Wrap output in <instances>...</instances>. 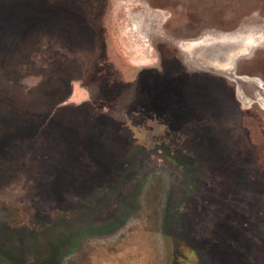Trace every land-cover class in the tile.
<instances>
[{
  "label": "rangeland",
  "instance_id": "obj_1",
  "mask_svg": "<svg viewBox=\"0 0 264 264\" xmlns=\"http://www.w3.org/2000/svg\"><path fill=\"white\" fill-rule=\"evenodd\" d=\"M233 32L239 80L183 55ZM259 34L264 0H0V264H264Z\"/></svg>",
  "mask_w": 264,
  "mask_h": 264
},
{
  "label": "water",
  "instance_id": "obj_2",
  "mask_svg": "<svg viewBox=\"0 0 264 264\" xmlns=\"http://www.w3.org/2000/svg\"><path fill=\"white\" fill-rule=\"evenodd\" d=\"M234 33L236 34L235 37L222 38ZM240 34H244V33H240V32H233L227 34L212 33L204 37L201 36L198 39L192 40L191 42L194 43L193 45L187 47V50L188 49L193 50L192 53L195 56V60L200 61V64L202 66L203 64H207L209 65L208 66L209 68L211 67L210 69L213 72L224 73L225 76H229L234 80H239L240 79L239 77L232 75L236 63L239 60V58L243 56H250L251 53L250 48L253 46V45H249L248 43L244 48H241L242 46L241 40H243V36ZM257 37H258L257 43L264 42V39L261 34L257 35ZM241 50H243L244 52H241ZM228 57H233L232 65L225 64ZM218 63H224L228 68L222 70L218 66Z\"/></svg>",
  "mask_w": 264,
  "mask_h": 264
},
{
  "label": "bare ground",
  "instance_id": "obj_3",
  "mask_svg": "<svg viewBox=\"0 0 264 264\" xmlns=\"http://www.w3.org/2000/svg\"><path fill=\"white\" fill-rule=\"evenodd\" d=\"M235 35H236L235 33L234 34H230V35H228V37H224V38L235 37ZM240 35L243 36V40H241V43H242L241 48H244L249 42H251L253 40V37L250 36L249 34H240ZM238 39H239V37H238ZM241 52H244V51L241 50ZM229 63L230 62L228 61V64ZM232 63H233V57H232V60H231V63L230 64L232 65Z\"/></svg>",
  "mask_w": 264,
  "mask_h": 264
},
{
  "label": "flooded vegetation",
  "instance_id": "obj_4",
  "mask_svg": "<svg viewBox=\"0 0 264 264\" xmlns=\"http://www.w3.org/2000/svg\"><path fill=\"white\" fill-rule=\"evenodd\" d=\"M199 37H201V36H199ZM199 37H197V38H199ZM193 52V50H190V49H186L184 52H183V55L184 56H186L188 59H190V58H192V60H195V56H194V54L192 53ZM190 61V60H189ZM196 68V67H195Z\"/></svg>",
  "mask_w": 264,
  "mask_h": 264
}]
</instances>
